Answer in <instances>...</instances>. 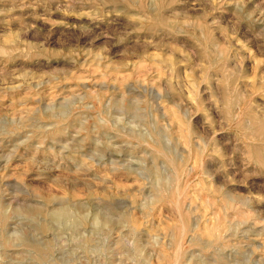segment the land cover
I'll use <instances>...</instances> for the list:
<instances>
[{
	"label": "rangeland",
	"instance_id": "374dc122",
	"mask_svg": "<svg viewBox=\"0 0 264 264\" xmlns=\"http://www.w3.org/2000/svg\"><path fill=\"white\" fill-rule=\"evenodd\" d=\"M0 264H264V0H0Z\"/></svg>",
	"mask_w": 264,
	"mask_h": 264
}]
</instances>
